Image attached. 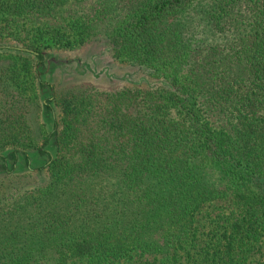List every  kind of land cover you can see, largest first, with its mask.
<instances>
[{
  "label": "trees",
  "instance_id": "trees-1",
  "mask_svg": "<svg viewBox=\"0 0 264 264\" xmlns=\"http://www.w3.org/2000/svg\"><path fill=\"white\" fill-rule=\"evenodd\" d=\"M74 2L0 0V29ZM107 8L113 55L158 84L53 92L39 78L36 41H84L89 9L65 13L70 32L0 48V264H133L132 250L148 264H264V0ZM34 153L49 182L21 191L11 176Z\"/></svg>",
  "mask_w": 264,
  "mask_h": 264
},
{
  "label": "rangeland",
  "instance_id": "rangeland-1",
  "mask_svg": "<svg viewBox=\"0 0 264 264\" xmlns=\"http://www.w3.org/2000/svg\"><path fill=\"white\" fill-rule=\"evenodd\" d=\"M114 2L115 0H75L70 7L59 8L52 16H39L35 12H30L24 16L13 17L9 21V26L0 29V48L22 47L23 44L31 42L40 30H46L52 26L70 32L73 29L68 19L63 18L65 13L72 9H89L86 11H89L88 14L93 16V21L96 23L84 41L71 45H58L53 43L47 33L36 41L45 51V63L37 73L39 78L50 84L53 92L67 89L108 92L129 86L143 88L150 84H158L159 79L152 76L146 67L118 59L113 55L110 28L115 16L114 13L107 11V7H111ZM47 92H44V96ZM45 122V124H39V134L40 130H48L52 126L51 119ZM41 141L42 139L39 142ZM45 159V155L36 156L34 153L31 155V164L26 166L20 158L16 171L13 172L16 177L11 176V184L20 185L21 191L47 184L49 171L44 166ZM3 184H7L6 179H3ZM212 205L213 203L208 204L206 210L204 209L207 204L204 205L199 217L201 218L203 213L211 209ZM262 238L264 248V233ZM148 260H150L149 253L140 250H132L125 257L126 262L133 264H148ZM35 264L54 263L40 260ZM68 264L87 263L85 260H71Z\"/></svg>",
  "mask_w": 264,
  "mask_h": 264
}]
</instances>
